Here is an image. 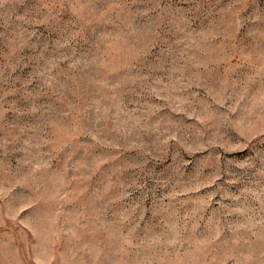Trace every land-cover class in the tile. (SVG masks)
I'll return each mask as SVG.
<instances>
[{
	"label": "rangeland",
	"instance_id": "rangeland-1",
	"mask_svg": "<svg viewBox=\"0 0 264 264\" xmlns=\"http://www.w3.org/2000/svg\"><path fill=\"white\" fill-rule=\"evenodd\" d=\"M0 264H264V0H0Z\"/></svg>",
	"mask_w": 264,
	"mask_h": 264
}]
</instances>
